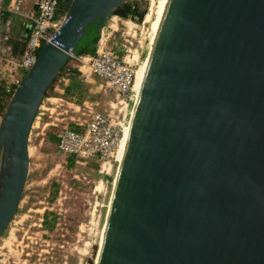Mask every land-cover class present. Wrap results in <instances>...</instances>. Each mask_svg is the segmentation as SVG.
Returning a JSON list of instances; mask_svg holds the SVG:
<instances>
[{
  "label": "water",
  "instance_id": "obj_1",
  "mask_svg": "<svg viewBox=\"0 0 264 264\" xmlns=\"http://www.w3.org/2000/svg\"><path fill=\"white\" fill-rule=\"evenodd\" d=\"M125 0H69L0 120V237L46 90ZM96 264H264V0H167Z\"/></svg>",
  "mask_w": 264,
  "mask_h": 264
},
{
  "label": "rangeland",
  "instance_id": "obj_2",
  "mask_svg": "<svg viewBox=\"0 0 264 264\" xmlns=\"http://www.w3.org/2000/svg\"><path fill=\"white\" fill-rule=\"evenodd\" d=\"M137 1L147 8L142 21L110 15L103 26H111L118 44L139 45L140 66L148 54L157 0ZM61 85L57 82L52 94L44 97L43 114L31 128L28 174L16 213L0 237V264L95 263L118 161L103 169L98 163L69 166L67 157L57 152L49 136L70 126V117H80L82 111H73L77 100L65 98ZM135 99L132 96L125 105L105 91L96 107L128 122Z\"/></svg>",
  "mask_w": 264,
  "mask_h": 264
},
{
  "label": "built area",
  "instance_id": "obj_3",
  "mask_svg": "<svg viewBox=\"0 0 264 264\" xmlns=\"http://www.w3.org/2000/svg\"><path fill=\"white\" fill-rule=\"evenodd\" d=\"M58 3L59 0H0V85L4 98L9 100L35 62L41 46L53 39L64 21L65 12L58 11ZM113 31L110 26H101L95 54L77 57L76 68L78 78L85 85L91 78H97L104 82L106 92L114 93L117 102L126 105L128 99L135 98L133 84L140 62L139 45L131 41L128 46L118 44L113 41ZM44 101L45 98L31 128L43 114ZM69 121L70 126L55 134L59 154L73 156L84 164L98 163L102 169L105 164L111 166L115 162V153L129 121L112 111L88 107L82 109L80 117H70Z\"/></svg>",
  "mask_w": 264,
  "mask_h": 264
},
{
  "label": "trees",
  "instance_id": "obj_4",
  "mask_svg": "<svg viewBox=\"0 0 264 264\" xmlns=\"http://www.w3.org/2000/svg\"><path fill=\"white\" fill-rule=\"evenodd\" d=\"M68 6L69 0H59L58 11L60 13L65 12L68 9ZM146 12V6H143L140 1L125 0L123 4L119 5L116 9L111 12V15H116L121 19H133L139 23L143 20ZM98 37L99 31L95 30L94 24L88 25L85 29V35L82 37L75 49L74 56L68 58L66 64L54 78L50 87L46 90L44 97L51 95L53 92L52 90L56 86L57 82H60V85L62 84L61 88L63 91V96L69 99L75 98L77 101H74V103H76L77 105L82 104L83 100L87 95V85L81 82L78 78L79 72L76 68L78 61L76 58L83 55H94ZM3 99L5 100L0 85V112H2L6 107L3 104ZM49 138L56 144L55 135H50ZM67 161L69 166H72L74 162H77L73 156H68ZM46 218L47 215H45V219ZM45 219L43 221L44 224L46 223Z\"/></svg>",
  "mask_w": 264,
  "mask_h": 264
},
{
  "label": "bare ground",
  "instance_id": "obj_5",
  "mask_svg": "<svg viewBox=\"0 0 264 264\" xmlns=\"http://www.w3.org/2000/svg\"><path fill=\"white\" fill-rule=\"evenodd\" d=\"M153 1H155V0H151V2L154 4ZM166 2H167V0H157V4H155L156 5L155 20L152 22V27H151L152 35H151V38H150V41H149L148 54L146 56L145 62L142 63L137 68L136 75H135V80H134V84H133V90H134L135 96H136V99H135L134 103L136 102L138 94H139V91H140V87H141V83H142L143 76H144V73H145V69H146V66H147V62H148V58H149V55H150V51H151V48H152V45H153V42H154V38H155V35H156V32H157L158 25H159V22H160V19H161V16H162V12H163V9L165 7ZM133 108H134V106L132 107V112H133ZM132 112H131V115H132ZM131 115H130V117H131ZM129 129H130V119H129V122H128V126L126 127L125 134H124L123 138L121 139V141L119 143V146L117 148V151L115 153V159L118 161V167H119V165H120V163L122 161V158H123L124 149H125V145H126ZM115 180H116V176L114 178V183H115ZM114 183H113V185H114ZM111 195H112V193H111ZM110 201H111V196H110ZM110 201H109V204H110ZM109 204H108V209H109ZM108 209H107V213H108ZM106 216H107V214H106ZM105 222H106V220H105ZM104 230H105V225H104L103 230H102V235H101L99 249H100V246H101V243H102ZM99 249L97 251V256L95 258V263L94 264H96V262H97Z\"/></svg>",
  "mask_w": 264,
  "mask_h": 264
},
{
  "label": "crops",
  "instance_id": "obj_6",
  "mask_svg": "<svg viewBox=\"0 0 264 264\" xmlns=\"http://www.w3.org/2000/svg\"><path fill=\"white\" fill-rule=\"evenodd\" d=\"M101 94L102 95L105 94L104 82L97 79V78H91L89 83L87 84V95H86L85 99L83 100L81 105L72 104L74 106L73 111H78V109L81 110L85 107L97 108L96 106L99 105L98 97L101 96ZM7 102H8V98H5V100L3 99L4 106H6ZM75 109H77V110H75ZM3 112H4V110L2 112H0V120H1ZM73 113H75V112H73ZM71 117H74V116H71ZM30 133H31V130H30L29 134ZM28 140H29V136H28Z\"/></svg>",
  "mask_w": 264,
  "mask_h": 264
},
{
  "label": "flooded vegetation",
  "instance_id": "obj_7",
  "mask_svg": "<svg viewBox=\"0 0 264 264\" xmlns=\"http://www.w3.org/2000/svg\"><path fill=\"white\" fill-rule=\"evenodd\" d=\"M64 1H68V0H64Z\"/></svg>",
  "mask_w": 264,
  "mask_h": 264
}]
</instances>
